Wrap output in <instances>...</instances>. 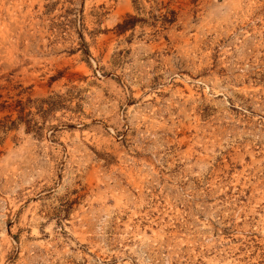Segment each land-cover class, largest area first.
<instances>
[{
    "label": "rangeland",
    "instance_id": "1",
    "mask_svg": "<svg viewBox=\"0 0 264 264\" xmlns=\"http://www.w3.org/2000/svg\"><path fill=\"white\" fill-rule=\"evenodd\" d=\"M0 264H264V0H0Z\"/></svg>",
    "mask_w": 264,
    "mask_h": 264
}]
</instances>
